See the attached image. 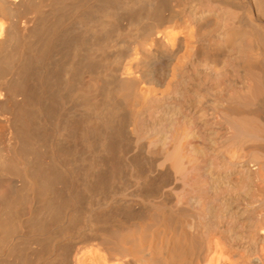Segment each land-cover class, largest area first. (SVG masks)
<instances>
[{"label":"bare ground","instance_id":"bare-ground-1","mask_svg":"<svg viewBox=\"0 0 264 264\" xmlns=\"http://www.w3.org/2000/svg\"><path fill=\"white\" fill-rule=\"evenodd\" d=\"M0 264H264V0H0Z\"/></svg>","mask_w":264,"mask_h":264}]
</instances>
